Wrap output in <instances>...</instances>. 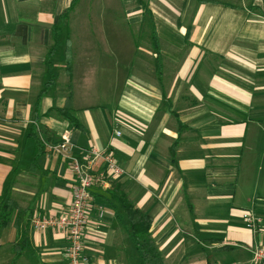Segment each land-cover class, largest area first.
<instances>
[{"label": "crops", "instance_id": "0c3cea01", "mask_svg": "<svg viewBox=\"0 0 264 264\" xmlns=\"http://www.w3.org/2000/svg\"><path fill=\"white\" fill-rule=\"evenodd\" d=\"M71 2L0 0V196L9 189L23 210L18 226L0 228V264H66L65 234L29 222L68 210L70 160L91 148L109 151L122 174L89 189L88 264H139L121 194L152 217L161 254L181 255L175 264H263L253 252L264 250V0H147L159 31L181 36L162 31V39L185 52H151L157 64H148L147 83L137 81L143 92L132 88L145 98H120L112 120L78 106L73 53L69 79L62 43L46 63L52 28ZM69 94L84 132L58 114ZM31 130L45 147L36 164ZM64 139L66 151L49 149ZM247 211L257 217L250 228ZM15 245L26 247L13 261ZM188 246L194 254L185 258Z\"/></svg>", "mask_w": 264, "mask_h": 264}, {"label": "rangeland", "instance_id": "374dc122", "mask_svg": "<svg viewBox=\"0 0 264 264\" xmlns=\"http://www.w3.org/2000/svg\"><path fill=\"white\" fill-rule=\"evenodd\" d=\"M143 7L147 8V0H78L68 15L67 29L72 43L74 70L72 91L78 106L86 105L93 116L101 110L112 120L120 98L125 95H132L140 101L145 98L132 90L135 88L133 82L147 83L148 64H157L151 54L154 49ZM143 16L147 20L143 21ZM154 20L149 18V22ZM156 23L161 37L158 52H185V48L176 50L167 44L168 40L162 39L164 32L166 37L178 42L181 38L179 33L168 27L159 31L158 24L161 22ZM64 40L61 38L60 44L64 45ZM59 52H63L61 45ZM63 79L57 77V84L60 85ZM138 88L143 92L139 83ZM189 250L190 246L185 248L188 252L185 258L194 254ZM162 254L165 264H175L181 258L177 250H163ZM201 257L208 260L210 255L201 254ZM189 264L195 263L189 260Z\"/></svg>", "mask_w": 264, "mask_h": 264}, {"label": "trees", "instance_id": "16d2710c", "mask_svg": "<svg viewBox=\"0 0 264 264\" xmlns=\"http://www.w3.org/2000/svg\"><path fill=\"white\" fill-rule=\"evenodd\" d=\"M201 2H205V0H200ZM78 0H72L70 7L67 12L63 14L57 24H55L52 28V38H53V46L51 47L48 56L46 58L47 65L50 64V57L57 51V47L60 43V38L62 33H65L64 40V50H63V61H64V72L68 75L69 79L71 76V55H72V43L69 38L68 29H67V18L69 13L74 9ZM254 8V7H251ZM143 13L147 16L148 25L150 29V36L152 41V46L154 52L159 51V39L157 38L155 27L152 22H149V18L151 20V13L146 8L143 7ZM264 15V14H263ZM144 16L142 20H147ZM70 87V85H69ZM58 114L64 120H67L69 124L81 131L84 132L85 129L83 125L79 122L75 113L73 111L71 105V95L69 94L66 97L64 106L58 110ZM29 137L33 140L34 143V151L31 158V163L36 164L39 157L45 154L44 145L38 140L35 132L30 131ZM174 147V146H173ZM173 148H171L172 153ZM120 204L124 211V215L128 220V233L131 241L134 242L137 257L139 260V264H164L163 258L155 240L152 238L150 233V227L152 224V217L143 212L142 210L135 207V205L126 198L123 194L120 195ZM23 213V210L18 206L16 201L10 197L9 189H6L4 194L0 196V228H7L9 226L16 227L18 226L19 217ZM14 217V219H13ZM26 246H14V259L20 255L21 251ZM227 247L220 248V251L227 250ZM219 251L218 249H215Z\"/></svg>", "mask_w": 264, "mask_h": 264}, {"label": "built area", "instance_id": "2783aa9c", "mask_svg": "<svg viewBox=\"0 0 264 264\" xmlns=\"http://www.w3.org/2000/svg\"><path fill=\"white\" fill-rule=\"evenodd\" d=\"M119 136L120 133L116 132ZM69 141L64 139L57 146L49 149L55 152L66 151ZM102 164V168L96 174L92 169ZM70 168L74 177L73 191L68 210L61 213L58 217L34 216L31 218L30 227L36 231H43L47 228H54L63 232L66 236L68 245L66 248V264H88L87 254L83 246V232L86 226V207L89 189L95 184H104L109 176L119 177L122 170L116 165L109 151L91 148L79 160L72 157ZM244 222L247 227H252L257 221V217L252 212H243ZM253 262L264 264V250L261 248L253 252Z\"/></svg>", "mask_w": 264, "mask_h": 264}]
</instances>
